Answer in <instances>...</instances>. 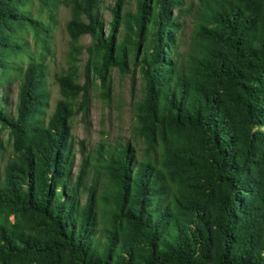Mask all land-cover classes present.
Wrapping results in <instances>:
<instances>
[{"label":"trees","instance_id":"obj_1","mask_svg":"<svg viewBox=\"0 0 264 264\" xmlns=\"http://www.w3.org/2000/svg\"><path fill=\"white\" fill-rule=\"evenodd\" d=\"M33 1L0 0V88L20 76L15 115L0 99V264H264V0L206 3L184 57L170 12L182 0H135L133 12L116 0L105 33L99 0H67L71 51L90 38L87 72L108 86L112 69L137 67L143 80L146 154L99 152L103 190L83 201L68 101L43 117L50 27ZM74 79L72 65L56 77L62 97L78 94Z\"/></svg>","mask_w":264,"mask_h":264},{"label":"rangeland","instance_id":"obj_2","mask_svg":"<svg viewBox=\"0 0 264 264\" xmlns=\"http://www.w3.org/2000/svg\"><path fill=\"white\" fill-rule=\"evenodd\" d=\"M53 5V21H49V7L45 3ZM116 0H99L97 13L105 23L103 32L108 29L111 19L110 8ZM211 4V0H182V5L170 12L177 17L176 23L180 25L179 55L184 57L193 47L194 29L204 12L205 4ZM51 5V9H52ZM124 10L133 12L135 0H123ZM30 15L50 27L47 40V52L44 58L46 89V104L43 107L45 121L53 113L56 104L60 100H66L71 109L68 123L70 127L71 155L73 158L72 174L78 173L82 177L81 200H85L89 188L94 187L95 196H100L103 190V174L100 170L98 159L99 152L114 147L128 145L135 157L142 158L145 152L143 137L138 132L136 104L140 101L143 90V80L137 67H130L127 72L112 69L108 78V86H103L97 77L85 69L87 62L86 46L90 43L87 35L80 36L74 45L80 47V51L74 54L72 42L67 31V24L71 19V10L67 0H43L42 3L35 0L30 6ZM28 43V53L36 56L38 48L30 36H22ZM26 63L20 64V68ZM75 67V84L80 88L74 98H64L60 94L56 77L64 75ZM19 72L13 71L9 81H4L0 88L2 106L8 115H15L17 103V89ZM5 143V151L0 158V169L10 154V146L6 144L8 135L1 134ZM83 172H80L82 171Z\"/></svg>","mask_w":264,"mask_h":264}]
</instances>
